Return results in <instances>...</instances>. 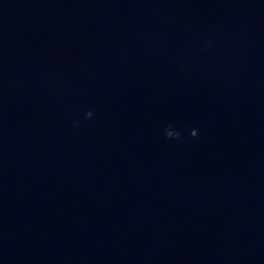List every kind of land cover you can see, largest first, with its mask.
Masks as SVG:
<instances>
[{"label": "water", "instance_id": "1", "mask_svg": "<svg viewBox=\"0 0 264 264\" xmlns=\"http://www.w3.org/2000/svg\"><path fill=\"white\" fill-rule=\"evenodd\" d=\"M0 264H264V0H0Z\"/></svg>", "mask_w": 264, "mask_h": 264}, {"label": "clouds", "instance_id": "2", "mask_svg": "<svg viewBox=\"0 0 264 264\" xmlns=\"http://www.w3.org/2000/svg\"><path fill=\"white\" fill-rule=\"evenodd\" d=\"M86 116L89 117V118H91V117H92V112H91V111L87 112V113H86ZM191 135H192L193 137H195V136L197 135V130L193 129L192 132H191ZM167 136H168L169 138H172V137H179V136H180V132H178V131H173V130L171 129V126H169V129H167Z\"/></svg>", "mask_w": 264, "mask_h": 264}]
</instances>
